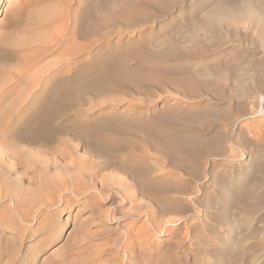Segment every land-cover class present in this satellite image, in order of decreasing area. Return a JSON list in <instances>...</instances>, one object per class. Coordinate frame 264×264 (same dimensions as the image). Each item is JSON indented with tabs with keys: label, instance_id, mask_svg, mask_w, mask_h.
Returning a JSON list of instances; mask_svg holds the SVG:
<instances>
[{
	"label": "rangeland",
	"instance_id": "rangeland-1",
	"mask_svg": "<svg viewBox=\"0 0 264 264\" xmlns=\"http://www.w3.org/2000/svg\"><path fill=\"white\" fill-rule=\"evenodd\" d=\"M223 1L231 2L238 7L248 4H261V7L264 5V0H186L187 5L191 6L181 10V14H178L180 9L170 11L171 13L169 12L166 17L165 14H159V16L156 14V17L154 14L151 23L142 25L141 22H132L124 29L128 31V37L124 36L125 40L130 38L133 31L132 39L152 29H154V34H157L160 29L170 32L178 29L175 33L192 40L194 43L191 42V46L199 44L210 48V46L218 47L217 45H219L221 49H224L222 53L212 56L204 55L199 59H183L173 56L171 63L191 74L201 75L202 80L215 84L217 93L219 92L223 96H217L214 91H210L209 96L204 98L185 96L173 91L170 87L165 88V84L152 88L142 85L143 83H137L136 87L138 88L134 90L132 87H126L106 79L104 81V84H107H105V90L94 89V92L90 91L82 95L81 100H78L79 105L52 107L48 111L29 105L31 103L30 95L33 93L28 85L29 78L31 74H36L40 68H35L34 71L25 66L23 68L24 59L22 58L26 57L28 53H17L14 42H17L20 36L21 40L33 35V33L30 34V31L34 30L35 22L33 20L41 17L50 4L40 3V0H0V88H4L1 89L2 93L5 89L7 90L6 97L0 100V141H19L16 138L20 133H24L22 141H26V143L22 145L28 146L30 152H33L23 155L26 165H28L19 169L17 167L16 172L12 175L13 179L20 177L24 180L25 187L33 185L31 187L37 189L39 181L43 178L46 179L49 174L48 170V172L44 170L45 162L50 167V175L58 174L60 178L61 176H70V173L72 175L73 171L69 168L54 167V163L68 164L72 147L77 146L78 142L57 130V127L73 123L75 118H80L83 110L91 111V113L83 115L88 116L89 121H99L108 114L109 116L115 114L133 123H147V121L157 120L161 113L167 111L178 113L176 115L199 114L198 117H205L214 113L218 108L220 114L213 124L196 125L194 130L193 127H190L188 133L194 135L198 132L201 136L199 138H207L210 141L215 138V134H218L217 136L223 140L218 142L224 143L226 151L225 158H212L211 155H208V158L201 159L204 163L208 161V163L215 162L217 164L218 183L208 194L212 200V206L210 208L197 207L196 211L201 217L192 216L185 220L179 215L180 219H178L177 213H168V211L167 214L165 213V208L168 207L167 205L171 203L170 200L174 196L165 192L169 191L170 185L190 182L188 194L186 192L180 197H184L186 202L191 203L198 199L193 194L199 189V186L196 187L194 184L196 181H193L191 177L180 176V171L173 170L170 161L155 150L151 141H143V138L137 140L136 136L128 133L124 135L107 133L108 141H105L106 149L103 153L108 161L112 162L111 159L117 158L118 161L136 163L140 167L149 165L151 173L146 178L153 191L160 187L157 189L158 192L156 191L157 194L152 191L149 194L150 199H148L145 191L141 189L142 183L146 182L147 184V179L143 181L144 176H138L140 178L137 179V186L128 172L122 171L121 173V171L118 172L112 167H108L98 170V172L93 170V174H97L96 184L87 196L76 197L70 190L61 191L62 201L52 207L46 206L47 202L46 205L37 207L25 205L23 211L27 218L23 220L20 211L15 209L14 203H0V264H65L67 260L68 262L71 260L67 264H264V113H260L262 103L258 99V95L263 93L261 87L264 88V41L260 43L259 31L257 32L258 29H255L252 20H250L252 18H249L251 16L247 12H243L246 17H241V13V16L238 14L236 17L232 14L231 19L225 18L226 20L217 19L218 16H222L216 15L213 17L214 20L209 19L211 26L209 25L208 28L204 27L205 25L199 27L195 25L194 22L200 23L206 19L204 17H207L205 14L210 3L218 4ZM205 2L208 3L204 5ZM171 18L172 20H170ZM245 18L247 19L245 20ZM12 22L13 24H11ZM190 23L194 27L190 26ZM12 25L13 27H11ZM182 25L184 27L180 28ZM23 34H28V36ZM194 39H197L198 43H195ZM5 40L12 43H7ZM116 40L117 37L114 38V41ZM5 42L11 43L14 47ZM204 47L202 48L205 50ZM21 69L26 73L23 71L22 75ZM248 74H251L253 79ZM12 78L17 82L15 80L12 84ZM26 87H28V91ZM20 91H23L24 95L25 91L30 94L26 95V99L28 98L26 101L30 100V102L21 108L17 107L20 110L14 107L13 110L16 111H13L11 101ZM9 104L11 111L7 108ZM222 116H229L232 125L221 119ZM243 116L245 117L242 118ZM238 120H241L240 123L235 124L234 122ZM181 130L183 129L181 128ZM62 138H67V141L64 143L61 141ZM9 142L7 144L10 146ZM185 142L195 143L196 141ZM213 142L211 141V143ZM7 144L4 145L7 146L5 148L10 149L11 147H8ZM114 147H118L120 150ZM114 149L118 152L113 151ZM60 151H62L61 154ZM47 152L49 153L47 154ZM34 153L40 158H34ZM28 154L31 158L38 159L34 160L38 165L34 162V164L30 163L33 159L30 160ZM31 154L33 155L31 156ZM81 154L84 153L80 150L79 155L82 156ZM28 158H30V162ZM248 159H254V162L251 163L252 166L247 164ZM95 160L100 161L101 158L97 157ZM126 180L128 183L131 182L130 185L133 183L131 185L133 187L126 184ZM122 182H125V186H122ZM201 186L204 185L201 184ZM124 194L129 196V199H125L127 197H123ZM151 197L154 199L152 200ZM143 198L148 202L146 201L147 203L144 204ZM149 200L152 202L149 203ZM152 203L153 205H149ZM7 206H11V210ZM246 206L248 211L245 209ZM147 207L150 209V213L153 212V215L148 216ZM236 209L237 211H235ZM224 210L227 211L225 215ZM8 211L10 216L7 214ZM253 212L254 214H252ZM236 213L238 216H235ZM15 216L16 221L14 222ZM233 217L237 224L233 220L231 223L230 219ZM215 219L216 221H214ZM219 219H224L225 222L229 220L230 223H225L223 220L222 223ZM43 224H46L48 233L39 230ZM196 224L198 225L197 231L194 229ZM247 234L249 235L247 236ZM47 236H51L52 239H48ZM196 236L198 237L196 238ZM122 242L124 243L122 244ZM126 246L130 247V252H126L128 250L125 248ZM98 253L101 255L97 256ZM74 260L75 262H73Z\"/></svg>",
	"mask_w": 264,
	"mask_h": 264
},
{
	"label": "bare ground",
	"instance_id": "bare-ground-1",
	"mask_svg": "<svg viewBox=\"0 0 264 264\" xmlns=\"http://www.w3.org/2000/svg\"><path fill=\"white\" fill-rule=\"evenodd\" d=\"M40 1H41L40 3H46V4L49 3L50 6H48V9H46L43 12V14H41V17H38V19L35 21L33 20V22H35L34 30L32 32L30 31V34L32 35L33 33V35L31 37L29 36V38L21 39V40H20L21 38L20 36L17 42L15 40H12V41H15L14 42L15 44L14 43L13 44L15 46V49H16L15 51L17 53L19 52L28 53V54L26 53L27 54L26 57L22 58L24 59L23 65H22L23 68L25 66L26 68H29L30 70L32 69L33 71L35 70V68L36 69L40 68L39 70H37L38 72L36 74L34 73V74H31V77L29 76L30 78H29L28 85L31 87V91H33V93L31 95L27 93V91L30 89V87L27 85L29 89L28 87H26L27 91H25L26 93L24 92L25 95L22 94V92L25 90L24 89L22 92L20 91V93L17 94L16 98L14 97L15 99H13V101H11L12 110L15 109L14 107L20 110L17 107H20V108L23 107L24 105H26V103L28 104L30 100H31V103L29 105L35 106L37 109H40V110H48V111L52 107L60 108L62 106L67 107V106L77 105L79 103L78 100L80 99L82 95L90 91L94 92L95 91L94 89H99L100 91L101 89H104L105 84H106V83L104 84V81L106 79L107 80L110 79L113 82L126 86V87H130V88L132 87L134 90H137L138 88L136 87L137 83H143L142 85H147L152 88L153 86H160L162 84H165V88L170 87L171 89H173V91L180 93L182 95H185V96L204 98L205 96H209L208 94H210V91L216 92L217 96H223L221 93L219 92L217 93V90H216L217 87L215 84L209 81L202 80L200 78L201 75L199 76L197 74H191L183 70L182 68H180L178 65H173V63H171L173 56L181 57L183 59L184 58L199 59L200 57L204 55L212 56L214 54L222 53L224 49H221L219 45H217L218 47L214 45L215 47L210 46V48L209 47L205 48L204 46L199 45V44L196 46L192 44L194 46L193 47L191 46L192 40L188 38H184L181 35L179 36V34L177 35V32L175 33V31L178 29H176L174 32L158 29L159 31L157 32V34H154L153 32L154 29H152L151 31L143 33L142 35L132 39L131 35L134 34V31H133L131 32V35L129 34L130 38L128 40L124 39L128 35V31L124 29L127 28L128 25H130V23L141 22L142 25H147L148 22L151 23L152 19H154L152 18L154 14H155V17H156V14H158L157 16H159V14H165L164 16L166 17V15H168L169 12L173 10L180 9L178 14H181L183 10L191 6L190 4L187 5L186 0H79V1L40 0ZM207 3L208 2H205L204 5ZM260 5L248 4L246 6L238 7L236 5H233L231 2H225V1L221 3L219 2L218 4L210 3L207 7L208 11L205 14V16L207 17H204L206 19L200 23L198 21H197L198 23L194 21L193 22L196 23L195 25L196 26L198 25V27L200 25H203V26L205 25L204 27L208 28V26L211 23L210 20H214L213 17L216 15L222 16V17L218 16L217 19L222 20L223 18L224 20H226L225 18L231 19L232 14H234L236 17V15L238 14L240 15L241 13L242 16L241 15L240 16L244 17L245 15H243V12L245 13L247 12L248 14H250L249 16H251V17L249 16L248 17L252 18L250 20H252L255 29L256 30L258 29L257 32L259 31V37L261 41L260 43H263L264 41V15H263L264 9H263V6L264 5H262V7ZM246 19L247 18H245V20ZM170 20H172V18ZM11 24H13V22ZM192 24L190 26L194 25ZM230 24H232V22ZM11 27H13V25ZM181 27L183 28L184 25L180 26V28ZM115 29H118V30H115ZM26 32H29V31H26ZM49 33H50V37H49ZM28 34L26 35L23 34V35L28 36ZM115 37H117L116 41H114ZM194 40H196L195 43H198L197 39H194ZM6 42L8 43L11 41H6ZM10 44H7V45L11 46L12 44L11 45ZM9 46H7V48H9ZM202 47H204L205 50ZM23 71L25 70H22L21 74ZM249 77L253 79L252 78L253 76L251 74L249 75ZM15 80L16 79H14L13 81V78H12V81H13L12 84L15 82ZM2 88H0V90ZM261 91L263 93L258 95V99L261 100L260 103H262V108H261L260 113L263 114L264 113V88L262 89L261 87ZM0 92H1L0 100H2L6 97L5 94L7 93V90L5 89L3 93H2V90ZM26 95L31 96V99L28 100V102L26 101L28 99V98L26 99ZM38 98H41V99L38 100ZM10 104L7 107L9 108V110L11 108L9 107ZM7 108L6 110H8ZM217 109L215 110L214 113H211L209 116H205V117H198L197 115L199 114L197 115L196 114L195 115H188V114L187 115L186 114L176 115L178 113L174 114L173 111H167V112L161 113V115H159L160 117L157 118V120L155 119H154L155 121L151 120L152 122L147 121V123H133L131 121H127L126 119H123V117H119L115 114L112 115L111 113L110 115H112L113 117L109 116L108 114L106 115L105 118L99 121H96V120L89 121L90 118L88 116H83V115H87L91 113V111L83 110L80 118L79 117L75 118V121L73 123L67 124L65 126L57 127V130L61 131L62 133H65L66 135H68V137L71 136L73 140H76L78 142V145L72 147V151L70 152V155H69L70 162L68 164L61 165L60 164L61 162H59V164H57L58 163L57 162V163H54L55 165L54 167L57 166L61 168H69L71 171H73V174L71 175L70 173V176H65V177L61 176V178L58 174L50 175V170H49L50 167L45 162L44 170H46V172L49 171V174L47 175L46 179L43 178L41 181H39V187L37 189L32 188L31 186L33 185H29L28 187H25L24 180L20 177L15 178V179L12 178V175L13 173L16 172L15 170H17V167L19 169V168H23L24 166L28 165V164L26 165V161L24 160L23 155L27 154L28 152L33 153V152H30L31 150L28 149V146L24 147L22 145L23 143H26V141H22L24 140V133H20V135H18V137L16 138L19 141H10V140H9L10 142L0 141V203H3V202L14 203L15 209L20 211V215L21 217H23L22 218L23 220L27 218V215L23 211V207L25 205L28 204L33 207H37L40 205H46V202H47L46 206L52 207L62 201V195L60 194L61 191L66 192L70 190L73 192V194L76 195V197L87 196L90 190L94 188L96 184L97 174H93V170H97L98 172V170L106 169L108 167H112L114 170L118 172L121 171V173L122 171H125V173L128 172L130 176L132 177V180H135L138 186L137 179L144 176L145 177V178L143 177V181H144V179H147L146 178L147 176H150L149 174L151 172H150L149 165H144L140 167L136 163L131 164V163L118 161L117 158L111 159L112 162H110V160L108 161V159L104 156V153H103L106 149L105 141H108L107 133L114 134V135H124L125 133H128L133 136H136L137 140L139 138L141 139L143 138V141H151L152 145H154L155 147V150L159 154H162L164 157H166L167 160L170 161V164L173 170H176V172L180 171L179 172L181 174L180 176L191 177L193 181L194 180L196 181V183H194L196 184V187L199 186V189L197 191L193 192L191 190L194 194V197H197L198 199L192 201L191 203H188L183 199L184 197L182 198L180 197V195L186 194V192L188 194V191L190 190V185H189L190 182L184 183V184L182 183L180 185L179 184L170 185L171 188L170 189L168 188L169 191H166L165 193L170 194L172 196L174 195V196L172 197L173 199L170 200L171 203L168 204L167 205L168 207L165 208V211H166L165 213L167 214V211L168 213H173V212L177 213V217L180 215V217L185 220L190 219V217L192 216L201 217L200 214H198V212L196 211V209L197 207L204 206V207L210 208L212 206L211 205L212 200L209 198L208 194L210 193L214 185L218 183V180H217L218 174L216 171L217 164L215 162L208 163V161L207 163H204L201 161V159L206 158L208 155H211L212 158L214 157H217V158L224 157L225 158L226 151L224 149L225 147L223 146L224 143L220 144L218 142V141H223L222 139H220L219 136H217L218 134H215L216 135L215 138L211 139V141H214L213 143H211L209 139L210 137L208 138L209 140H207V138L201 139L199 138L201 136H199L200 134H198V132L192 135V133L191 134L188 133L189 132L188 129H190V127L191 128L193 127V130H194V128L196 129V127L200 124H208V125H210V123L213 124L215 120L219 117L218 114H220L219 112L220 110H217ZM13 111H16V110H13ZM224 117L222 116L221 119H223L227 124L232 125L231 118L229 116L225 118ZM244 117L245 116H243L242 118ZM240 121L241 120H238V121H235L234 123L239 124ZM181 128L183 130H181ZM61 141L65 143V141H67V138H62ZM185 141H190V142L196 141V142L189 143ZM197 141H200V142H197ZM8 142L10 143V146L7 144ZM32 143H36V142H32ZM6 144L8 145V147H11V148L10 149L5 148L7 147V146H4ZM114 148L117 149L118 147H114ZM115 149L113 151H115ZM50 150H47V151H50ZM80 150L83 151L84 153V154H81L82 156L79 155ZM61 152L62 151H60V154ZM48 153L49 152H47V154ZM35 154L36 153H34V156H33L34 158L35 157L40 158V156H37ZM28 155L30 157V154ZM32 155L33 154H31V156ZM97 157L101 158V160L96 161L95 158ZM30 158H28V160ZM34 158H31L30 160L32 159L33 160L31 162L29 160V162L33 163L34 160H38ZM190 159H192V161H190ZM252 161L254 162V159L253 160L248 159L246 162L248 165L252 166L251 164L253 163ZM92 162H94L93 165H92ZM46 172H45V175L47 174ZM61 172H64V171L61 170ZM139 175L140 177L138 178ZM129 183L127 181L126 184H129ZM116 184L119 186L121 185L118 183ZM142 184L143 185H141L142 186L141 189L145 191L146 196L148 197V199H150L149 194H151L153 190L151 188L149 180L147 179V184L146 182ZM201 184H203L204 186H201ZM123 185L125 186V182H122V186ZM131 185H133V183ZM159 188L157 187V189ZM157 189L156 191L158 192ZM101 190H104V189H101ZM124 190H126V188ZM156 191L154 193L157 194ZM124 196L125 194L123 195V197ZM125 197H127L125 199H129V196H125ZM151 198L152 200L154 199L153 197ZM152 200L151 201L149 200L150 201L149 203H151ZM146 201L147 200H145L144 204L148 202ZM149 205H153V203ZM7 207L8 209L10 208L11 210V206H7ZM237 209L235 211H237ZM245 209H247L248 211L247 206ZM249 209L251 210L250 207ZM252 209L254 208L252 207ZM149 210L150 209L148 208V212H149L148 216L149 215L151 216L153 212L150 213ZM8 212L7 214L8 216H10V212L9 213ZM231 212L232 211L230 210V214ZM223 213L225 215L227 211L224 210ZM244 213H246V211H244ZM7 214H5L6 218H7ZM97 214L99 215V212ZM252 214H254V212ZM235 216H238V214ZM14 218H15L14 220L15 222L16 216ZM234 218L235 217L230 219L231 223H232V220L235 222ZM7 219L9 221V218ZM178 219L180 218L178 217ZM222 220L225 222L224 219ZM222 220H220V222H222ZM214 221H216V219ZM225 223H230V222L229 220H227V222ZM45 226L46 224L41 225V228L39 230L45 231V233H48L47 228ZM194 229L195 231H197L198 229L197 224L194 225ZM158 234L160 235V232H158ZM248 235L249 234H247V236ZM1 237L3 238L2 235ZM197 237L198 236H196V238ZM47 238L49 239L51 238V236L49 237L47 236ZM123 243L124 242H122V244ZM125 248H128V250L126 251L128 252L130 247L126 246ZM98 255H101V254L98 253L97 256ZM67 262L66 263L64 262V263L67 264ZM69 262H71V260ZM73 262H75V260Z\"/></svg>",
	"mask_w": 264,
	"mask_h": 264
}]
</instances>
